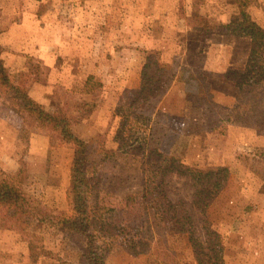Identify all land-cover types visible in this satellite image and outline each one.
I'll return each mask as SVG.
<instances>
[{
	"label": "rangeland",
	"instance_id": "374dc122",
	"mask_svg": "<svg viewBox=\"0 0 264 264\" xmlns=\"http://www.w3.org/2000/svg\"><path fill=\"white\" fill-rule=\"evenodd\" d=\"M252 1L247 11L264 28V0ZM240 18L233 0H0L8 81L68 119L85 142L92 186L85 215L74 221L76 147L0 84V182L18 186L30 203L22 215L0 206V264H82L90 246L104 264H198L189 236L171 228V216L188 212L206 245L190 181L173 174L160 187L154 169L163 158L149 154L172 132L189 137L184 164L229 170L206 210L224 264H264V77L240 85L230 78L244 70L250 47L225 27ZM150 52L169 86L143 119L125 104ZM189 74L198 80L186 90ZM148 179L156 189L146 201ZM71 222L86 232L70 230Z\"/></svg>",
	"mask_w": 264,
	"mask_h": 264
},
{
	"label": "trees",
	"instance_id": "16d2710c",
	"mask_svg": "<svg viewBox=\"0 0 264 264\" xmlns=\"http://www.w3.org/2000/svg\"><path fill=\"white\" fill-rule=\"evenodd\" d=\"M233 1L240 8L241 18L231 21L225 27L230 28V34L233 36L250 39L249 55L244 70L230 73V76H232L230 78L234 80L236 85H240L249 79L264 77V28L257 24L247 11L253 2L252 0ZM160 70L161 66L157 53H148L141 69L140 85L125 104L126 109L131 110V114H137L143 119L150 118L153 115L158 101L169 86L164 76L161 75ZM196 80L198 78H195L192 74L181 79L186 90L192 89ZM0 84L10 88L14 96L19 99V104L24 110L29 114L35 115L36 119L42 124L55 128L62 141L72 143L76 147L72 165L70 195L73 209L78 216L74 221L82 220L81 218L86 211V196L92 189L90 179L86 176L85 171V142L74 136L69 130V121L66 117L47 113L34 104L21 89L12 86L8 81L1 58ZM198 84L195 86L197 94L201 92V85ZM121 109V107L118 108L117 112ZM121 131L120 128L119 134ZM160 147L159 150L156 149L149 152L150 156L154 155L155 158H163L160 166L154 169V171L158 170V174H160L159 186L163 187L164 178L168 175L174 174L189 179L193 188L191 204L198 211V220L202 223L201 227L204 232L206 245L203 246L201 240L196 236V229L191 219L192 216L188 212L181 216H171L172 221H174L171 228L176 232L186 233L189 236L198 264H211L210 260L213 261V264H224L221 236L216 230L212 229L211 224L207 220L206 210L213 200L214 194L227 181L229 170L225 167L200 170L184 164L181 160V155L183 156L189 147V137L182 133L172 132L169 135V139L163 142ZM155 189L153 183L149 179L146 180L142 199L148 201L153 196ZM161 193L163 195V192ZM161 198L165 200L166 205L170 209L174 208L173 203L164 195ZM29 205L26 194L18 186L12 185L5 180L0 182V206L10 208L13 212L22 215L28 213ZM163 218L166 222L171 221L169 217L167 218V213H164ZM69 229L82 234L86 232L73 226V222H71ZM82 256L84 257L82 264H104L105 261L104 256L91 246L86 248Z\"/></svg>",
	"mask_w": 264,
	"mask_h": 264
},
{
	"label": "crops",
	"instance_id": "0c3cea01",
	"mask_svg": "<svg viewBox=\"0 0 264 264\" xmlns=\"http://www.w3.org/2000/svg\"><path fill=\"white\" fill-rule=\"evenodd\" d=\"M248 8H250V7H248ZM249 49H250V47H249ZM248 55H249V50H248ZM247 59H248V56H247ZM242 62H243V60L242 61L240 60V64L232 63V66L231 67L233 69H236V68L240 67V65H241ZM246 63H247V60H246ZM246 63H245V65H246ZM228 67H230V65H228Z\"/></svg>",
	"mask_w": 264,
	"mask_h": 264
}]
</instances>
